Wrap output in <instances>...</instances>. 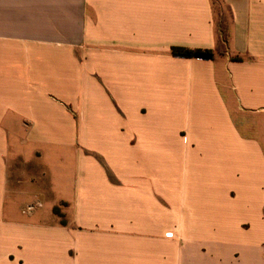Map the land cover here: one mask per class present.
<instances>
[{"label":"crops","instance_id":"crops-1","mask_svg":"<svg viewBox=\"0 0 264 264\" xmlns=\"http://www.w3.org/2000/svg\"><path fill=\"white\" fill-rule=\"evenodd\" d=\"M0 264H264V0H0Z\"/></svg>","mask_w":264,"mask_h":264},{"label":"trees","instance_id":"trees-1","mask_svg":"<svg viewBox=\"0 0 264 264\" xmlns=\"http://www.w3.org/2000/svg\"><path fill=\"white\" fill-rule=\"evenodd\" d=\"M217 30L218 47L216 51L220 54H225L228 51L229 44V23L225 21V19H220V21L217 23ZM172 55L184 58H200L206 60H213L215 56V51L204 49L192 50L188 48L174 47L172 48ZM55 213L61 216L60 210L58 208L55 209ZM63 224H66V222L63 221Z\"/></svg>","mask_w":264,"mask_h":264},{"label":"rangeland","instance_id":"rangeland-1","mask_svg":"<svg viewBox=\"0 0 264 264\" xmlns=\"http://www.w3.org/2000/svg\"><path fill=\"white\" fill-rule=\"evenodd\" d=\"M213 6L216 24L220 21V19H225V21L229 23L230 13L228 11V8L223 5L220 1H215Z\"/></svg>","mask_w":264,"mask_h":264}]
</instances>
